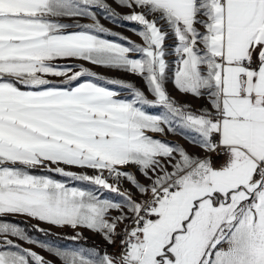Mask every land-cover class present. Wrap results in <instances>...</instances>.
<instances>
[{
	"label": "snow or ice",
	"instance_id": "obj_1",
	"mask_svg": "<svg viewBox=\"0 0 264 264\" xmlns=\"http://www.w3.org/2000/svg\"><path fill=\"white\" fill-rule=\"evenodd\" d=\"M116 2L129 14L106 0H0V264H55L17 241L60 264H264V0ZM97 9L136 22L144 43L102 38ZM74 60L139 76L148 94ZM169 72L207 104L173 98ZM166 129L190 131L205 155L152 135ZM17 216L93 231L119 251L33 239Z\"/></svg>",
	"mask_w": 264,
	"mask_h": 264
},
{
	"label": "rangeland",
	"instance_id": "obj_2",
	"mask_svg": "<svg viewBox=\"0 0 264 264\" xmlns=\"http://www.w3.org/2000/svg\"><path fill=\"white\" fill-rule=\"evenodd\" d=\"M106 2L108 4H110L111 7L116 5L115 4L116 0H106ZM96 11H97V15H98V18L100 20V23L106 29L109 30V33L116 34V35H110L109 33H104V34H101L102 38L109 39V40H112L113 42L124 44V45H127L128 40H130L136 44H143L144 43L142 37L139 36L138 32H137V30L140 29L141 26L138 25L136 22H130V21H125V20H113V19L108 18V15L103 10L97 9ZM81 23H91V20L90 19H82ZM121 37L127 38V39H121ZM167 43L172 44L173 41L168 40ZM133 55H135V54H133ZM167 59L171 63L175 60V57L168 56ZM71 63L76 64L77 67H79L80 65H83L84 67L89 68L90 70L96 72L97 74L99 73L101 75H106V74L112 75V74L117 73V72H114L111 70H109V71H98L99 67H97V65H92L91 63H88L85 61L74 60V61H71ZM173 69H174V66H173ZM119 73L121 75L126 76V77L128 76V74H130V73H128L126 71H122V70H119ZM127 96H129V93L127 94ZM156 109H157L156 111H158V113H161L160 107H156ZM145 110H148V109L145 108ZM169 143L177 144L176 142H169ZM70 170L80 171L79 169H70ZM131 171L136 172V169L132 168ZM39 174H43V173H39ZM88 174L91 175L94 173L89 170ZM136 175L139 177V179L142 182H144L145 179L143 176H141L139 173H136ZM55 179L66 182L69 184V186H77V187H82V188L89 189V190L93 189V187H94V186L88 185V184L83 183V182L70 181L68 178H64V177L62 179H58V178H55ZM121 186L124 189L130 190L131 192L133 189V194L138 195V193H136V190L133 188V186L130 183L123 182ZM104 198H109V199H113V200L119 199V197L116 196V194L110 193V192H105ZM112 215L115 216V215H118V213L113 211ZM11 218L26 220L31 225H38L39 228L46 229V230L50 231L51 233H54V234L61 236V237H71V236L76 235L77 231H79L83 235V239H80V240H89V241H92L94 243H97L98 245L102 246L105 249V251H107L109 253H115V252L119 251L118 247L108 244L104 240L102 235L95 233L93 231L87 230V229L73 230L71 228H63V229L56 228V227L49 226L48 224H45L43 222H38L34 219H29V218L24 217V216H17V217H11ZM33 239H36V238H33ZM43 241H45V240H43ZM17 242L22 243L23 247L32 248L34 251H37L41 255L45 256L47 259L53 260L55 262V264H60V261L55 256L50 255L47 251L40 248L39 246L30 245V244L23 242V241H17ZM47 242L53 244L54 246H59L62 248H64V247L69 248V249H74V248H79V247L86 248L84 246L73 244V243H59V242H51V241H47ZM87 249H91V248H87Z\"/></svg>",
	"mask_w": 264,
	"mask_h": 264
},
{
	"label": "crops",
	"instance_id": "obj_3",
	"mask_svg": "<svg viewBox=\"0 0 264 264\" xmlns=\"http://www.w3.org/2000/svg\"><path fill=\"white\" fill-rule=\"evenodd\" d=\"M115 4L116 5L112 6V8L115 10L116 13H118L119 15L129 14L130 9H128L126 7L119 6V4L117 2ZM97 67H99L98 71H109V70H111V71L117 72V73L112 74V75H107V74L101 75L98 73L99 75L105 77L106 79H120V80H123L125 82L134 83L136 86L145 90L146 94H148L147 89L145 88V85H144V81L139 76H136L133 74H128V76L126 77L124 75H121L119 73V70H117V69H110V68H106V67H102V66H97ZM173 71H174V69H173ZM168 76H169V79L166 82L167 90H168L169 94L173 98H175L178 102H180L182 104H185V103L189 104L192 106L193 109H200L207 104L206 98H199L198 99L194 96L185 95V94L180 93L175 88V85L172 82V79H171L172 72H169ZM109 87L120 92L122 97H124V98L129 97V96H127L128 92L125 91L123 88H120L119 86H115V85H109ZM149 98L152 99L153 97L149 94ZM146 108L149 110V111L148 110H146V111H148L150 114H154V115L155 114H163V112H164V109L162 107H160L161 113H158V111H156L157 110L156 107H146ZM152 135H154V137H156V138L162 139V140L167 141V142H176L177 144L182 145L184 148H186L189 153L200 155V156L205 155V153H203L199 147L194 146L192 143H190V138L194 134L188 130H185L183 132V134H181L179 131L177 133H172V132H168L166 129V134H164V135H161L159 133H155ZM212 158H213V161L215 163H218V164L222 163V160L219 157H217L215 154H212ZM144 183H147V181L144 180ZM132 192H133V189H132Z\"/></svg>",
	"mask_w": 264,
	"mask_h": 264
},
{
	"label": "trees",
	"instance_id": "obj_4",
	"mask_svg": "<svg viewBox=\"0 0 264 264\" xmlns=\"http://www.w3.org/2000/svg\"><path fill=\"white\" fill-rule=\"evenodd\" d=\"M43 173L42 171H37L35 174ZM50 175L53 176V178H58L62 179L63 177L59 176L58 174L55 173H50ZM10 220L16 221V222H21V226L25 227L26 230L28 231L29 235L33 238L39 239V240H45V241H51V242H59V243H73L77 245L84 246L86 248H96L98 250H105L102 246L98 245L97 243H94L89 240H78V241H73L69 239H57L58 235H45L43 232H38L33 230L32 228L28 227L31 225L28 221L26 220H21V219H15V218H9ZM61 237V236H59Z\"/></svg>",
	"mask_w": 264,
	"mask_h": 264
}]
</instances>
